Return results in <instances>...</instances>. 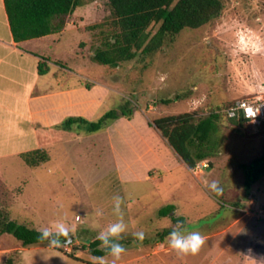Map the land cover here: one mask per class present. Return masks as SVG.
Returning a JSON list of instances; mask_svg holds the SVG:
<instances>
[{
    "label": "rangeland",
    "instance_id": "1",
    "mask_svg": "<svg viewBox=\"0 0 264 264\" xmlns=\"http://www.w3.org/2000/svg\"><path fill=\"white\" fill-rule=\"evenodd\" d=\"M222 1L223 14L215 22L196 30L184 29L155 55L117 67L91 60L100 31L108 28L107 0H94L76 9L71 14L75 27L63 36L54 35L26 48L51 63L44 78L51 86L56 87L62 74L68 85L82 82L83 76L108 83L113 89L99 114L119 111L129 103L137 114L136 123H146L159 143L178 157L150 124L153 119L183 113L205 116L222 112L239 99L264 100V0ZM157 28L153 25L148 31L153 34ZM53 39L60 42L53 43ZM57 64L73 73L62 72ZM162 99L172 102L162 104ZM16 117L0 111V209L10 219L35 229L64 220L73 240L23 247L12 236H0V264H9L10 259L13 264H91L88 244L115 219L111 212L114 194L126 201L129 228L123 239L130 244L117 264H264V221L250 213L248 202L252 196L264 205V177L246 193L240 168L262 154L260 130L246 124L238 128L223 118L220 153L208 159L209 166L202 172L194 174L185 166H176L169 173L154 167L150 171L154 170V178L144 180L135 177L150 164L143 135L140 142L134 139L132 143L131 129L123 121L92 134L73 132L71 142L60 139L51 144L47 147L50 160L32 168L18 152L36 147L31 139L15 138L19 132L12 128ZM213 179L221 182L222 196L205 186ZM165 204L175 209L160 218L158 211ZM97 210L104 215L97 216ZM179 217L205 237V245L195 256H178L166 239L164 243L146 242L163 229L173 228L177 221L172 218ZM138 230L146 234L142 244L131 235Z\"/></svg>",
    "mask_w": 264,
    "mask_h": 264
},
{
    "label": "trees",
    "instance_id": "2",
    "mask_svg": "<svg viewBox=\"0 0 264 264\" xmlns=\"http://www.w3.org/2000/svg\"><path fill=\"white\" fill-rule=\"evenodd\" d=\"M92 1L94 0H3L10 31L16 43L61 32L69 16L77 8ZM107 5L109 15L105 25L107 24L108 28L100 31L99 45L91 60L110 67H117L138 57H151L174 42L184 29L196 30L211 24L222 16L224 10L222 0H107ZM102 24L97 27L100 28ZM153 25L158 28L155 33L150 34L148 30ZM48 70L46 61L40 60L39 75L47 74ZM86 87L90 88V85ZM160 102L169 104L172 100L162 99ZM133 115V108L126 103L119 111L110 110L94 121L71 116L66 117L54 128L92 134L107 129L121 117L131 120ZM223 118L238 128L245 127L244 119L228 118L223 111H212L205 116L195 113L168 115L155 118L150 124L158 130L182 163L192 170L199 162L220 153L219 149L223 145L220 135ZM259 130L264 136V123ZM18 156L32 168L50 160L49 152L44 148L21 152ZM240 168L244 177V190L248 193L253 185L264 177V147L260 156L248 164H241ZM174 209V205H166L159 209L158 216L167 217ZM172 220L184 222L183 217ZM37 230L10 219L9 213L0 209V236H12L23 247L49 244L47 240L38 239ZM171 230L172 228L163 229L146 242L164 243ZM120 242L124 246L130 245L129 241L124 239ZM88 247L93 256L106 255L96 239L91 241ZM68 257L81 261L77 257ZM9 264H13L11 259Z\"/></svg>",
    "mask_w": 264,
    "mask_h": 264
},
{
    "label": "crops",
    "instance_id": "3",
    "mask_svg": "<svg viewBox=\"0 0 264 264\" xmlns=\"http://www.w3.org/2000/svg\"><path fill=\"white\" fill-rule=\"evenodd\" d=\"M71 27H75V20L70 15L61 32L16 43L10 31L4 2L0 0V111L17 115L16 126L12 125V128L19 130L15 138L31 139L35 149H47L48 146L60 139L71 142L70 140L75 138L73 132L54 128L66 117L80 116L92 120L108 111L105 110L99 114L113 89L108 83L83 76L82 82L68 85L64 83L65 76L62 74L58 77L56 87L51 86L44 81L46 74L39 75L38 73V62L41 60V56L36 51L34 52L33 48H26V45L51 39L54 35L63 36ZM52 42H60V39H53ZM46 63L49 73L51 63L49 61ZM60 63L62 62L60 61ZM57 67L62 72L73 73L71 68L59 64ZM86 85H90V88H87ZM10 98L14 99L13 102L9 100ZM122 121L131 129L128 137L132 143L134 139L140 142L139 136L143 135L141 142L146 151L144 154L150 161L142 173L136 174L137 179L154 178V170L150 172L154 167H159L169 173L176 166L186 167L178 157H174L159 143L160 139L146 123H136V113L131 120L124 118L116 120L107 130L114 128ZM146 135L150 138H147ZM0 143L3 142L0 141ZM150 173L153 175L150 176ZM124 177L129 176L125 175ZM166 205L169 204L164 206Z\"/></svg>",
    "mask_w": 264,
    "mask_h": 264
},
{
    "label": "clouds",
    "instance_id": "4",
    "mask_svg": "<svg viewBox=\"0 0 264 264\" xmlns=\"http://www.w3.org/2000/svg\"><path fill=\"white\" fill-rule=\"evenodd\" d=\"M207 189L215 196L223 195V187L218 179L205 182ZM125 198L119 194L112 196L111 212L115 219L101 228L95 237L99 247L106 255L93 256L91 264H117L126 253L125 246L120 242L128 232V222L125 219ZM97 216H103V210H97ZM38 239L47 240L50 245H59L60 238L65 242L71 237L72 229L64 220H57L51 227H41L38 230ZM134 241L143 243L146 234L143 230L131 233ZM168 247L178 256L187 257L199 254L206 243L204 235L198 230H190L183 221L177 220L166 237ZM108 257H111L109 260Z\"/></svg>",
    "mask_w": 264,
    "mask_h": 264
},
{
    "label": "built area",
    "instance_id": "5",
    "mask_svg": "<svg viewBox=\"0 0 264 264\" xmlns=\"http://www.w3.org/2000/svg\"><path fill=\"white\" fill-rule=\"evenodd\" d=\"M228 118L244 119L246 125H249L254 131H258L264 123V100L239 99L223 110ZM209 166L208 160L196 164L193 173L202 172ZM251 206L250 213L257 219L264 221V205L258 203L256 198L249 196Z\"/></svg>",
    "mask_w": 264,
    "mask_h": 264
},
{
    "label": "water",
    "instance_id": "6",
    "mask_svg": "<svg viewBox=\"0 0 264 264\" xmlns=\"http://www.w3.org/2000/svg\"><path fill=\"white\" fill-rule=\"evenodd\" d=\"M72 240H73L72 237H70L69 240H68L67 242H65V240H63V239H60V241H61L62 243H64V244H69Z\"/></svg>",
    "mask_w": 264,
    "mask_h": 264
}]
</instances>
